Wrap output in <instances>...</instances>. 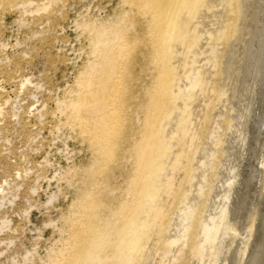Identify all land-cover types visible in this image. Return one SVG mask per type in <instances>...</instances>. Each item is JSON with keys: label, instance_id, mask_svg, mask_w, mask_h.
Instances as JSON below:
<instances>
[{"label": "bare ground", "instance_id": "6f19581e", "mask_svg": "<svg viewBox=\"0 0 264 264\" xmlns=\"http://www.w3.org/2000/svg\"><path fill=\"white\" fill-rule=\"evenodd\" d=\"M61 1L0 0V8L10 13L25 7L23 12L31 15L48 13ZM27 6L30 8L27 9ZM221 7V10L215 11ZM225 9H228L227 14L228 11L232 13L229 24L224 21ZM119 10L109 20L95 17L92 20L83 16L82 20L75 22L76 30L80 32L78 38L87 36L84 40L89 42V51L81 47L86 60L75 82L65 88L63 99L55 100V108L49 110L48 104L39 100L37 92L31 95L34 103L25 110L27 117L40 121L49 115L58 118L59 123L55 124L57 134L67 137L64 133L66 130L70 133L67 139L73 138V134L81 137L82 143L88 144L91 158L88 165L81 162L80 165L65 166L66 169L54 172L49 182L56 180L58 191L51 193L47 202L40 205L55 207L61 196L66 200L68 194H61L64 191L63 183L68 189H74L75 196L68 209L60 210L57 219L48 217L49 222L44 225L46 228L52 227L51 237L46 240L44 231L38 229L33 248L21 254L11 253L16 243L13 235L18 231L13 228V220L8 215V209H13L18 198L15 191H20L21 186L16 178L14 183L9 180L1 183L0 237H10L8 242L0 241V248L6 247L5 250L1 249L0 258L10 253L7 258L13 264H182L191 255L196 257L199 264H264V0H121ZM213 17L216 21L212 20ZM210 24L218 27L214 38L212 34L215 32L208 29ZM207 34H211L212 40L219 44L232 38L234 42L227 58L225 52L218 56L219 45L208 43L214 60L211 58L209 64L213 62V66L218 68L220 80L219 83L215 82L213 90L210 88L217 95L214 104L208 105V100V108L202 113L206 123L203 128L213 122L220 125L225 113V98L230 96L228 86L233 79L239 84L241 98L244 97L246 102L230 126L225 147L221 146L223 141L216 136V129L211 133L208 143L201 144V136L205 135L207 129L202 133L196 130L201 137L199 143L198 138L191 136L190 126L194 124L195 111L201 108H196L201 103L199 98L212 93L210 82L204 76L207 71L203 76V73H195L187 59L192 49L207 39ZM245 36L249 38L245 39ZM184 43H187L188 50L185 59L177 65L174 61ZM0 46V50L7 48L4 41H1ZM240 50H243L244 60L239 59ZM138 52L149 63L147 67L150 65L154 71L150 86H143L145 97L142 100H136L135 88H130L135 80L132 76V60L139 56ZM242 61L244 64L239 67ZM239 68L243 69V76L236 74ZM30 86H34L36 91L43 88L40 84L35 85L30 78H22L16 90V106L13 105V112L10 111L12 117L20 119L21 107H18V103ZM0 91H5L2 85ZM11 100L8 97L0 104V118ZM131 126H136L132 133L129 132ZM233 141L236 143L234 146L231 145ZM64 144L69 161L72 154L68 143ZM221 152L223 157L226 153L232 157L227 174H222V180V175L217 173L218 178H221H215L217 185L207 192L203 191L204 185L200 184L202 190L199 195L203 193L205 199L211 197L212 193L217 196L222 206L220 219L225 221L226 230L221 243L216 244L218 230L213 227L212 231L206 222L204 239L198 242L207 208L205 204L200 205V196L191 197L193 192L187 194L189 192L185 189V193L176 191L174 186L178 182L174 184L169 171L176 173L182 170L184 181H188V184L193 179H206L209 169L213 172L217 170L215 162ZM125 154L129 155H126V160L128 158L127 161L134 168L128 172L127 187L122 190V198L114 201V195L121 189L113 187L112 178L125 164ZM196 154L201 155L202 165L195 164L199 160ZM25 174L28 176L31 173ZM17 177L21 179L24 176L18 173ZM31 192L36 195L39 188L34 187ZM164 196H172L173 200L164 203ZM186 199V209L181 208L180 212V205L182 203L184 206ZM112 204H118V208L111 209ZM171 208H174V213H171ZM31 209L23 211L29 223ZM210 218L213 219L212 216ZM153 237H156V246L160 248L157 251L160 259L157 261L150 256ZM44 239L46 254L42 256L40 248ZM214 258L216 261L209 263Z\"/></svg>", "mask_w": 264, "mask_h": 264}, {"label": "rangeland", "instance_id": "374dc122", "mask_svg": "<svg viewBox=\"0 0 264 264\" xmlns=\"http://www.w3.org/2000/svg\"><path fill=\"white\" fill-rule=\"evenodd\" d=\"M120 2H121V0H62L61 2L54 5L53 8L48 13L47 12H41V13H35V14H31V15L25 14L23 12L24 9H26L25 7L23 8V10L21 8V10L10 11V13L8 11L4 12L3 9L0 8V12H1L0 13V37H1L0 43H1V41H4L7 44V48L5 50L4 49L0 50V52H1L0 53V60H5L4 62H0V82H1L0 85H2L3 88H5L4 92L0 91V97H1L0 98V104L5 102V100L8 99V97H11V99H12L11 103L6 106L7 108L5 107L4 112H6V113L3 112L4 115L2 116V118H0V121H2V123L0 122L1 123L0 124V131H1V134H0V186H1V183L5 180H9L10 182L14 183L13 180H15V178H16L17 179L16 182H18L22 188L21 189L19 186L20 191L15 189L16 190L15 192L18 195L16 204L14 205L13 209H11V208L8 209V212H9L8 215L13 220L12 226L14 229H17V231H18L17 233H15L13 235L16 243H15V246L12 247L14 249H11L12 254H14V253L15 254H21V253H24V251L26 249H32L33 245H34V239L37 238L38 233H39L38 229H41L42 231H44V238L46 240H47V238L49 239L52 235L51 233L53 232V229H52V227L46 228V226L44 225L45 223L49 222L48 217L52 218L54 220L57 219L60 216V210L68 209L69 203L70 204L72 203V198H73V196H75V193H73L74 189H72V188L68 189L67 185H65V183H63L62 187H63L64 191L61 194L62 195L68 194L67 199L65 200L64 197L61 196L60 200L54 204L55 207H53L52 205H50L48 207L41 206L42 204L47 202L46 200H48V196L51 193L58 191V184L56 183L57 181L53 180L51 183L49 182V179L53 178L52 176L55 175L54 172H59L62 169H66L67 166L68 167L71 165L73 166L74 164L80 165L81 162H85V164L88 165L89 158H91V153L88 151V144H83L81 137H78L75 134H73V138L67 139V137L70 135V133L66 130L64 131V133L66 135H68L67 137L63 135V137H64L63 138L61 135L57 134V132L55 130V126L59 123L58 118H55L53 115H52L53 117L51 115H49L46 117V119H43L42 121H40L36 118H32V117L29 118V116L27 117L25 110H27L34 103V98L31 95L33 92H37L36 95H38L39 100L43 104L47 103L49 106V110H52L53 108H55V106H56L55 100L57 98L63 99V97L65 96V92H66L65 88H67L68 85H71L75 82L74 81L75 77L78 75V72H79L83 62L86 60V55H83L84 53L82 52V50H80L81 47L83 46L85 48V50L89 51V48H87V47H89V44H88L89 42H88V40L85 41L86 39L84 40V38L87 36H84V38H82V39L78 38L80 32L76 30V23L75 22L82 20L83 16L84 17L88 16L87 18L89 19V17H90V19H92V20L94 17H95L94 19L99 18V20H109L111 17L116 16V11L118 13L120 12V10H119ZM28 8H30V7L27 6V9ZM221 9H222V7L218 8L215 11L218 12V10H221ZM227 10L228 9H225L226 13L224 11L223 15H224V21L226 20V22H228V24H229L231 22L230 17L232 16L231 15L232 13H231V11H228L230 14L229 13L227 14ZM229 10H231V9H229ZM212 13H213V11H212ZM225 16H226V18H225ZM21 18H23L22 21H19V20H21ZM213 18H212V20L216 21V19L215 18L213 19ZM39 21H41V22H39ZM208 29H211L213 32H215L212 34V37L214 38L217 35L216 30L218 29V27L213 25V24L212 25L210 24ZM201 30H203V29H201ZM199 34L202 35L200 32H199ZM140 35L143 36L142 34H140ZM208 36H209V34H207V36H206L207 39H203L199 43V45L197 47H195V49H192L193 52L189 53V55H188L189 56L188 59H190V60L187 59V61L190 63V65L192 64L191 67H193L195 69V71H194L195 73H201V74L203 73L201 75V76H203L204 72L207 71L206 72L207 75H204V76H206V78H208V80L210 82L209 83L210 84L209 89L211 88L213 90L215 82L219 83L220 75L217 73L218 68L213 66L214 60L212 58L213 57L212 54L209 52L210 48H208V43H212L213 45H216V44L219 45L218 49L220 52H218L219 53L218 56L222 55L225 52L224 54L227 53L226 54V58H227V55L230 56V54H231V52H230L232 49L231 45L234 42V38H232L231 40H229L228 42H226L224 44L222 42H220V44H219L218 41L212 40L211 34L209 37ZM187 37H189V36H187ZM187 37H185L184 41H186ZM244 38L248 39L249 36H245ZM141 39H142V37H141ZM83 40H84V42H83ZM208 41H210V42H208ZM243 46L244 45H242V47ZM204 47H206V48H204ZM186 48H187V43L186 44L184 43V45L180 46L179 52L177 53L176 59L174 61V62H176L177 65L183 58L185 59L184 55L187 53V50H188ZM0 49H2L1 46H0ZM240 52H241V56L239 57V59L244 60L243 58H245V56L242 53L243 50H240ZM240 52L238 54H240ZM138 54H139V56L136 57V59L134 58L132 60L133 66H134L132 68V70H133L132 76L134 77L135 80L133 81V83H131L130 88L136 89V90L134 89V91H136L135 95L137 94L136 100H138V99L142 100V98L145 97V91H143L144 90L143 86H146V85L150 86L151 75H153L154 71L152 69H150V65L147 67V65L149 64L146 62L147 60H144L143 59L144 57L139 52H138ZM200 56H202V57H200ZM179 58H180V60H179ZM211 58H212L213 62H211L209 64ZM226 58L224 59V61L226 60ZM143 60L146 63H144ZM137 61L140 62L141 64L138 63ZM195 61H197V62L195 63ZM207 61H208V64H207ZM135 64H136V66L137 65L138 66L136 67ZM240 64L241 65L238 64L239 67L244 64V61H242V63H240ZM140 66H141V68H140ZM140 69L144 72H142ZM16 70H18V71H16ZM241 71H243V69L239 68L238 69L239 73L236 72V74L243 76V73ZM26 77L32 79V81L35 85H37V84L42 85L43 88L41 90L39 89V91H36L34 86H30L28 88V90H26L25 93L21 95L22 98L20 97V102L18 103L21 105V106L18 105V107H21L20 119H19V118L12 117L11 112H13V111H11V110H13L14 106H16V102H14V101H16V99H15L16 98V90H17V87L19 85V82L22 78H26ZM140 77H142V78H140ZM145 77L147 78V80ZM143 78H145V79H143ZM136 80L137 81L139 80L138 81L139 84L137 83ZM135 81L137 84L134 83ZM212 81H214V83H212ZM143 83H145V84H143ZM140 84H141V86H140ZM132 86H134V87H132ZM136 87H138V88H136ZM238 87H239V84L236 83V81H234V79L232 80V84L228 86V88L230 89L229 90L230 96L225 98L226 99L225 104H224L225 108L223 111L225 113H224V115L222 117L223 119L221 120V123H220L221 126L219 124H218L219 125L218 126L215 122H213L212 124L214 126L212 124L211 125L209 124L208 127L203 128L204 124H206V123L202 119L203 118L202 113H204V111L207 110L208 105L215 103L214 101L216 99L217 94H214L212 92V90L210 89L211 90L210 92L212 94L208 93V95H205V97L201 96L199 98L201 100L200 101L201 103L196 105V108L197 107H201V108H197V110L195 111L196 112V114L194 116L195 118H193L194 124L192 123V125L190 126L191 127V133H192L191 136H194L195 138H198V140H199V141H197V143L200 142L199 138H201V137L203 138V136H204V139L201 138V141L203 142V143L201 142V144L208 143L210 141L211 133H213V130L216 129L219 133L218 134L217 131L215 130L216 136H218L219 140L221 139L223 141V144L221 146H224V147L226 146V143H225L227 140L226 137H227V134L230 135V131H231L230 126H232V124L234 123L233 120L237 119V117H238L237 112L239 111V109L242 110L244 107L243 105L246 104V102L244 103L245 98L244 97L241 98L242 93L239 92ZM217 89H219V84H218ZM140 93H141V96H140ZM130 95H128V96H130ZM135 95H134V97H135ZM175 95H178V94L175 93ZM209 95L212 96V99H211V96H209ZM55 96H57V97L55 98ZM214 96H215V98H214ZM5 97H7V98H5ZM32 98H33V100H32ZM52 99H54V100H52ZM208 100H210V103ZM227 100H228V102H227ZM212 101H213V103H212ZM241 101H243V102H241ZM136 102H139V101H136ZM207 102L209 103L208 105H207ZM179 103L183 104L182 101H179ZM193 104H195V102H193ZM38 105H40V104H38ZM205 106H207L206 109H205ZM210 109H209V111H210ZM23 112L25 115L23 114ZM229 121L231 122V125H230ZM171 124L174 125L175 123L171 122ZM217 127H219V128H217ZM134 128H136V126H133V128L131 126L129 132L132 133ZM205 129H207V131H209V133L206 131L205 135L199 137L198 134L202 133L203 130H205ZM219 129H220V131H219ZM196 130H198L199 133H197L198 131H196ZM196 135H197V137H196ZM57 137H60V138L62 137L63 139L62 138L60 139ZM224 137L226 139H224ZM131 141H132V139H131ZM65 142L68 143L69 151L72 154L69 156L70 157L69 161L67 160L66 152H64L66 149V146L64 144ZM235 144L236 143L233 141V143L231 145L234 146ZM126 149H129V147H126ZM238 149L239 148L237 147V150ZM80 151H81V153H80ZM73 152H74V154H73ZM126 155H127V157H129L128 154H125L124 160H126ZM196 157L199 160L195 161V164L199 163V165L200 164L202 165L203 162L200 159L201 155L196 154ZM44 158H45V160H44ZM127 160H128V158H127ZM127 160H126V162L122 161L123 163L125 162V164H122L123 168L121 167V169L116 171L114 177L112 178L113 187H115V188L117 187V188L121 189V190H118V192L114 195L116 198L114 196L112 197V198H115L114 201H116L119 198L120 199L122 198V190H124L123 188L127 187L126 181L128 180V176H129L128 172L130 170H133V168H134L133 167L134 165H132V163H129ZM218 160H219V162H218ZM46 161H50V162L46 163ZM193 161H194V158H193ZM200 161H201V163H200ZM231 161H232V157L229 153H226L225 156L223 157V153L221 152V155L219 154L218 159L215 162V166L217 167V170H215L213 172L212 170L210 171V169H209L208 173L206 175V179L204 177H202V179H200V180L199 179H196V180L193 179L192 182L189 183L190 185L188 184V181H184L185 174L182 170H177L176 173H175V171L174 172L169 171V173H172V177L174 179V184L176 182H178L174 186V187H176L175 188L176 191L179 190V192L181 191L184 193L188 191L189 193H187V194H190V192H193V195L191 194V197L194 196L196 198V197L200 196L198 199V200H200V205L203 206L205 204L204 207L207 208V210L206 209H203V210L204 211L206 210L205 212H208L207 215L205 214V216H206V218H208V217L209 218L204 219L202 228H200V231H199V238L197 240L198 242L201 241V239H204L203 230L206 229V224L209 225V228L212 231H214L213 227L214 228L216 227V229L218 230V234L216 236L217 237L216 244H220L222 239H223V234H224V231L226 230V228H225L226 223L223 219H220V215L222 212V206L219 204V200L216 199L217 196L212 193L211 197L207 198V199H210V198L211 199L207 200L203 196L204 195L203 193H201L200 195H199V193L202 190V188H200V184L204 185L203 186L204 192H207L206 190H208L211 187L212 188L215 187L217 185V180L219 178H221L220 176L222 174H224V176H225V174H227L226 172L230 167ZM124 166H125V168H124ZM218 169H220V170L218 171ZM181 171H182V173H181ZM26 172H28L29 174L31 173V174L27 176L25 174ZM18 173L22 174V177L24 176L23 177L24 179L18 178L17 177ZM217 173L220 174L219 178H218L219 174H217ZM178 174L180 176H178ZM213 174H215V175L217 174L216 177H214ZM209 176H211L212 179H210ZM222 177H223V175H222ZM215 178H217V180ZM221 179L223 180L224 177ZM197 180H198V182H197ZM212 181H214V182H212ZM182 183H184V184H182ZM209 183H210V185H209ZM184 186H185V188H183ZM186 186L188 189L186 188ZM34 187L39 188V192L36 195H34L31 192L32 188H34ZM193 187H194V189H193ZM212 188H211V190H212ZM184 189L187 191H185ZM182 190H184V191H182ZM163 198H165L163 200L164 203L169 202V201L171 202L173 200L172 196L171 197L164 196ZM170 198H171V200H170ZM209 201H210V203H209ZM186 202H187V199L184 202V204H185L184 206L181 203L180 209H179L180 212H182L181 208H183V210H184L185 206H187ZM214 202H217V204ZM173 204H175V203H173ZM206 204H208V206H206ZM31 206H34V207L31 209L30 208ZM113 206H115V207H113ZM27 208L31 209L30 210V212H31L30 213V222L31 223H29L28 220L25 219V215L23 212L25 210H28ZM54 208H56V210ZM117 208H118V204H112L111 205V209L116 210ZM167 208H168V206H167ZM171 209H170V211H171ZM179 210H177V213H180ZM210 210H211V212H210ZM220 210H221V212H220ZM174 211L175 210L173 208L171 213H174ZM211 213H212V215H211ZM210 216H212L213 219H211ZM217 218H219L220 221ZM218 224H220L221 226H218ZM221 233H222V235H221ZM8 236L9 235H5V236L0 237V241L4 240V241L8 242V240H9L8 238L10 237V236L9 237ZM44 240L42 241L41 248H40V254L42 256H44L46 254V251H45L46 250V243H45L46 240L45 241ZM151 243L152 244L150 247H151L152 251L151 252L149 251L150 256L152 255V257L155 259V261H157L160 259V256H158L159 252H157L160 248H158L156 246L157 245L156 237H153V240ZM160 246H162V245H160ZM154 247H155V249H154ZM5 248H6L5 246L1 247L0 251L5 250ZM13 250H14V252H13ZM187 250H188V248H186V251ZM9 254L10 253L4 254L3 257L0 258V264H9V263L13 264V262H11V260H9V258H7V256ZM189 257H192V256L190 255V256H188V258L186 257L185 263H182V264H199V261L196 259V257H192V258H189ZM212 261H216L215 258L212 260H209V263H211ZM28 264H34V263L29 262Z\"/></svg>", "mask_w": 264, "mask_h": 264}]
</instances>
